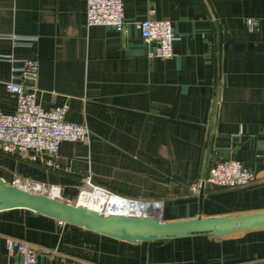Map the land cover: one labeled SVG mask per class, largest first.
Returning <instances> with one entry per match:
<instances>
[{"label": "crops", "instance_id": "1", "mask_svg": "<svg viewBox=\"0 0 264 264\" xmlns=\"http://www.w3.org/2000/svg\"><path fill=\"white\" fill-rule=\"evenodd\" d=\"M123 28L85 26V0H0V110L8 58L38 62L37 102L67 105L89 142L61 141L59 169L0 151V178L59 187L74 203L85 179L128 198L160 200L163 221L264 210V0H122ZM151 10V14L148 11ZM168 19L167 59L147 57L137 22ZM254 18V28L247 19ZM34 37L14 46L3 36ZM241 161L246 186H202L208 166ZM81 190V191H80ZM80 191V192H79ZM4 235L35 246L36 264H264V228L131 243L24 208L0 210V264L17 260Z\"/></svg>", "mask_w": 264, "mask_h": 264}, {"label": "built area", "instance_id": "2", "mask_svg": "<svg viewBox=\"0 0 264 264\" xmlns=\"http://www.w3.org/2000/svg\"><path fill=\"white\" fill-rule=\"evenodd\" d=\"M148 14H151V10ZM84 23L85 26L99 25L120 31L123 28L122 0H85ZM247 24L249 28H254L257 22L254 18H249ZM137 28L142 42L148 46L147 57L167 59L172 56V43L178 39V36L168 19H156L148 15L137 22ZM3 37L9 39L14 46H29L34 40V37L15 34H6ZM8 60L18 63L11 65L10 78L4 82V88L15 96V107L8 113L0 110V151L17 154L29 161L40 160V155H45V159H42L44 165L59 169L58 144L61 141H79L87 144L89 142L88 128L84 123L64 119L66 104L50 109L40 106L37 102V88L34 86L38 72L36 59L8 58ZM260 159L264 165V132ZM254 180V173L244 167L241 161L225 159L208 166L200 182L208 186L232 188L249 185ZM10 184L30 192L65 200L60 195L58 186L17 175L13 176ZM82 189L98 190L105 197L113 195L139 205L135 210L123 213L125 215L158 216L162 203L155 198H128L107 192L92 186L88 178L85 179ZM151 204H155V207ZM99 212L107 214L104 209ZM3 237L6 253L18 255L17 260H9L6 264H36V250L33 244L10 235Z\"/></svg>", "mask_w": 264, "mask_h": 264}, {"label": "water", "instance_id": "3", "mask_svg": "<svg viewBox=\"0 0 264 264\" xmlns=\"http://www.w3.org/2000/svg\"><path fill=\"white\" fill-rule=\"evenodd\" d=\"M203 183L200 182L201 195ZM24 208L131 243L201 235H228L264 228V210L163 221L158 216L100 212L45 194L13 186L0 178V210Z\"/></svg>", "mask_w": 264, "mask_h": 264}, {"label": "bare ground", "instance_id": "4", "mask_svg": "<svg viewBox=\"0 0 264 264\" xmlns=\"http://www.w3.org/2000/svg\"><path fill=\"white\" fill-rule=\"evenodd\" d=\"M87 191L89 190L83 189V191L80 192V194L83 193L81 196L80 205L90 207L98 212L104 209L106 213L123 214L126 213L127 211H132L135 210L137 207H139L137 203H131L125 200H121L119 197L113 195L109 197H105L98 190L89 191V192ZM99 196L100 197L102 196L101 197L102 202H100V200L98 201L95 200V198ZM151 206L155 207V204H151Z\"/></svg>", "mask_w": 264, "mask_h": 264}, {"label": "rangeland", "instance_id": "5", "mask_svg": "<svg viewBox=\"0 0 264 264\" xmlns=\"http://www.w3.org/2000/svg\"><path fill=\"white\" fill-rule=\"evenodd\" d=\"M8 184H10V183H8ZM82 191H83V189H82ZM84 192H85V191H84ZM87 192H89V191H87ZM79 194H80V193H79ZM82 194H83V193H81L80 195H78V197H76V201H75L76 203L80 204V200H81V196H82ZM101 197H102V196H101ZM101 197H100V196H99V197H96L95 200H97V201L100 200V202H102V201H101Z\"/></svg>", "mask_w": 264, "mask_h": 264}]
</instances>
